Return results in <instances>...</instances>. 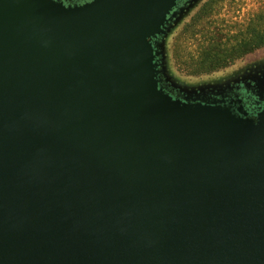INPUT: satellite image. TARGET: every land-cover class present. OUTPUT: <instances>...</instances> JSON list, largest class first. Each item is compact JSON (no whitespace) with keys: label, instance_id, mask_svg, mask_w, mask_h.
Instances as JSON below:
<instances>
[{"label":"water","instance_id":"95a60500","mask_svg":"<svg viewBox=\"0 0 264 264\" xmlns=\"http://www.w3.org/2000/svg\"><path fill=\"white\" fill-rule=\"evenodd\" d=\"M177 0H0V264H264V121L158 89Z\"/></svg>","mask_w":264,"mask_h":264},{"label":"rangeland","instance_id":"374dc122","mask_svg":"<svg viewBox=\"0 0 264 264\" xmlns=\"http://www.w3.org/2000/svg\"><path fill=\"white\" fill-rule=\"evenodd\" d=\"M79 8L95 0H54ZM264 24V0H177L161 31L148 39L158 89L180 103L219 105L255 124L264 121V47L225 68L194 74L196 59L215 42L231 48Z\"/></svg>","mask_w":264,"mask_h":264},{"label":"trees","instance_id":"16d2710c","mask_svg":"<svg viewBox=\"0 0 264 264\" xmlns=\"http://www.w3.org/2000/svg\"><path fill=\"white\" fill-rule=\"evenodd\" d=\"M249 33L240 43L231 48L226 44L211 42L204 47L200 58L196 59V66L192 69L194 74L210 73L232 64L236 58H241L257 49L264 47V24L248 28Z\"/></svg>","mask_w":264,"mask_h":264}]
</instances>
